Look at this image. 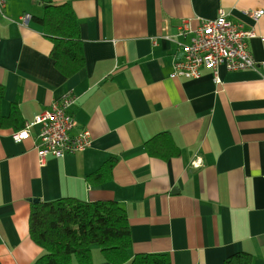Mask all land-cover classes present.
<instances>
[{
  "label": "crops",
  "instance_id": "1",
  "mask_svg": "<svg viewBox=\"0 0 264 264\" xmlns=\"http://www.w3.org/2000/svg\"><path fill=\"white\" fill-rule=\"evenodd\" d=\"M52 1L71 4L86 65L64 76L50 57L51 41L33 22L43 6L7 0L0 17L1 111L7 116L18 106L26 127L73 97V134L89 130L92 145L42 163L38 127L21 143L13 126L0 130V264H35L45 254L30 237L32 207L62 198L122 206L132 259L169 254L173 264H224L247 253L252 264H264V15H251L264 11V0ZM221 10L256 34L248 42L256 68L221 66L220 83L207 68L197 79H172L192 36L180 31L196 30ZM161 133L172 136L180 156L147 153L146 142ZM199 159L202 166L193 168ZM109 161H116L111 175L105 169L108 178H97ZM92 260L110 264L99 249Z\"/></svg>",
  "mask_w": 264,
  "mask_h": 264
},
{
  "label": "trees",
  "instance_id": "2",
  "mask_svg": "<svg viewBox=\"0 0 264 264\" xmlns=\"http://www.w3.org/2000/svg\"><path fill=\"white\" fill-rule=\"evenodd\" d=\"M43 6V16L33 17L45 36L51 41L50 57L56 68L66 77H73L84 69L86 59L81 38L80 23L71 4L54 5L52 0H36ZM46 6V7H45ZM5 98L0 83V130L14 127V133L23 129L18 106L4 116L1 106ZM151 157L169 160L180 156L181 150L169 133H161L146 142ZM116 161H109L96 174L109 176ZM111 164L108 168L107 165ZM30 237L45 254L35 264H93L94 246H98L105 262L110 264H173L169 254L138 255L131 258L133 246L131 225L127 211L114 201L87 202L62 198L39 202L32 207ZM247 253L230 256L224 264H252Z\"/></svg>",
  "mask_w": 264,
  "mask_h": 264
},
{
  "label": "built area",
  "instance_id": "3",
  "mask_svg": "<svg viewBox=\"0 0 264 264\" xmlns=\"http://www.w3.org/2000/svg\"><path fill=\"white\" fill-rule=\"evenodd\" d=\"M7 0H0V17H5ZM254 19L259 20L264 11L252 12ZM24 21H30L26 16ZM192 36L188 44L182 46L183 58L175 63L172 79H197L202 69H210L215 75V82L220 83L218 70L225 66L228 71H244L256 68L248 42L256 36L254 31L246 30L243 25L232 22L226 12L220 11L217 18L201 21L196 30L188 31L185 27L180 36ZM76 100L66 97L55 104L49 111L38 114L25 129L13 134L16 143H21L31 137V130L40 129L39 143L36 145L38 156L42 163L52 156L57 159L67 155L82 153L92 145V135L87 129L73 134L76 123L69 113V108ZM201 159L193 162L192 167L202 166Z\"/></svg>",
  "mask_w": 264,
  "mask_h": 264
},
{
  "label": "rangeland",
  "instance_id": "4",
  "mask_svg": "<svg viewBox=\"0 0 264 264\" xmlns=\"http://www.w3.org/2000/svg\"><path fill=\"white\" fill-rule=\"evenodd\" d=\"M94 249H99V247L98 246H94ZM100 250V249H99Z\"/></svg>",
  "mask_w": 264,
  "mask_h": 264
},
{
  "label": "water",
  "instance_id": "5",
  "mask_svg": "<svg viewBox=\"0 0 264 264\" xmlns=\"http://www.w3.org/2000/svg\"><path fill=\"white\" fill-rule=\"evenodd\" d=\"M35 203H39L38 201H35Z\"/></svg>",
  "mask_w": 264,
  "mask_h": 264
}]
</instances>
